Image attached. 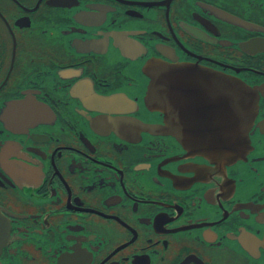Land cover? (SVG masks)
<instances>
[{
	"label": "flooded vegetation",
	"instance_id": "af4514ba",
	"mask_svg": "<svg viewBox=\"0 0 264 264\" xmlns=\"http://www.w3.org/2000/svg\"><path fill=\"white\" fill-rule=\"evenodd\" d=\"M0 264H264V0H0Z\"/></svg>",
	"mask_w": 264,
	"mask_h": 264
},
{
	"label": "water",
	"instance_id": "95a60500",
	"mask_svg": "<svg viewBox=\"0 0 264 264\" xmlns=\"http://www.w3.org/2000/svg\"><path fill=\"white\" fill-rule=\"evenodd\" d=\"M167 71L168 69L166 68L165 70H162L160 72V76H155L152 78L151 82L153 83L152 85L149 86V90L147 94L145 95V102L146 105L153 109H159V110H165V104H166V97H165V78L167 76ZM159 73V72H158ZM229 97V94L227 95ZM230 99H231V104H235L239 106V104H245L246 103V98L248 97V90L247 87L243 83H239L236 86V91L233 90V94H230ZM235 98V100H234ZM229 99V98H228ZM221 103H228L229 102H224V100H221ZM247 104H250L248 101ZM252 105L255 106L256 103L252 101ZM255 115V112H254ZM228 145H231V150H227L226 145L222 144L221 145V152H223L225 155H235L240 153V151L245 147L246 145H243L241 143H229ZM203 151H207L209 153H216L218 150L213 149V147H209L208 145H199ZM236 147V148H235ZM209 148V149H208ZM242 148V149H241ZM220 152V153H221Z\"/></svg>",
	"mask_w": 264,
	"mask_h": 264
}]
</instances>
